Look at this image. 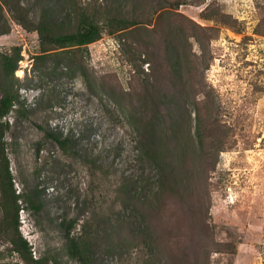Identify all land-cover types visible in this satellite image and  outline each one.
<instances>
[{
  "label": "rangeland",
  "instance_id": "obj_1",
  "mask_svg": "<svg viewBox=\"0 0 264 264\" xmlns=\"http://www.w3.org/2000/svg\"><path fill=\"white\" fill-rule=\"evenodd\" d=\"M104 1L0 0V96L7 60L22 56L13 80L25 102L5 118L12 178L0 162V218L14 207L12 186L34 258L79 264L66 249L70 227L107 226L127 211L122 189L155 194L156 165L129 119L164 94L194 195H185V210L169 200L173 234L201 263L264 264V0L161 9L155 0H119L136 10L137 23L86 45L36 28L51 7L66 22L52 35L74 30L81 11ZM10 239L9 230L0 236V264H36L12 251ZM102 241L93 264H161L145 245L108 251Z\"/></svg>",
  "mask_w": 264,
  "mask_h": 264
},
{
  "label": "trees",
  "instance_id": "obj_2",
  "mask_svg": "<svg viewBox=\"0 0 264 264\" xmlns=\"http://www.w3.org/2000/svg\"><path fill=\"white\" fill-rule=\"evenodd\" d=\"M155 1L161 9L164 7L179 8L183 4L192 3L193 0ZM132 10L133 12H130L127 6L119 0H105L93 12L81 11L76 29L52 35L53 29L60 25L64 26L66 22L60 21L55 16L54 10L48 7L44 10L36 28L40 32H46V35L56 42L86 45L99 39L105 29L113 33L136 24L137 12ZM21 59L22 56L14 61L7 60L4 69L5 84L0 96V162H4L3 165L10 182L12 176L2 139L10 126V121L5 118L15 109L21 111L25 104L24 100L20 98V93L15 88L13 80L18 68V61ZM152 89H155V86H152ZM164 98V94H159L157 100L153 99L154 106L150 108L146 106L148 104L144 105L140 116H132L129 119L130 124L139 135L140 142L146 148L147 156L156 165L158 177L155 194H145L136 189H122L120 197L127 211L111 217L107 226L95 228V224L88 221L82 224L81 231L78 233H73L70 227L66 232V249L70 257L76 259L79 264H93L96 259L94 249L105 239L109 243L108 251L117 246L119 242L129 246L145 245L149 249L153 263L205 264V262L199 261L198 251H194L195 247L187 252L181 242V235L173 234L169 227V219L173 213L171 216L166 215L169 200L185 210L187 207L185 195L188 194L190 198H193L194 195L193 191L189 192L185 187L181 161L175 155L178 147L175 143L174 122L170 113L167 112L170 104ZM53 137L62 146H65L69 141L68 137L62 138L61 135L54 134ZM202 137L200 134L203 141ZM11 190L14 196V207L1 215L0 221L3 224L0 225V236L9 230L11 232V250L23 260L40 264L41 261L34 258L31 246L20 230L18 196L12 186ZM3 192L8 198L7 187L3 188ZM176 215L175 213L174 217ZM77 221L74 219L72 226L75 227ZM181 223H183V219L179 215L175 220V227ZM191 243L194 244L193 240Z\"/></svg>",
  "mask_w": 264,
  "mask_h": 264
}]
</instances>
